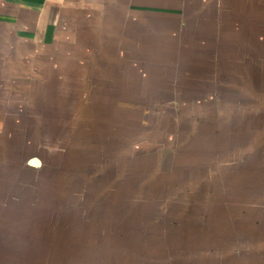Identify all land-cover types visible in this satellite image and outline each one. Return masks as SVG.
<instances>
[{
  "label": "rangeland",
  "instance_id": "1",
  "mask_svg": "<svg viewBox=\"0 0 264 264\" xmlns=\"http://www.w3.org/2000/svg\"><path fill=\"white\" fill-rule=\"evenodd\" d=\"M247 2L65 9L54 41L0 39V264H264Z\"/></svg>",
  "mask_w": 264,
  "mask_h": 264
},
{
  "label": "crops",
  "instance_id": "2",
  "mask_svg": "<svg viewBox=\"0 0 264 264\" xmlns=\"http://www.w3.org/2000/svg\"><path fill=\"white\" fill-rule=\"evenodd\" d=\"M149 7L150 0H0V39L7 36L47 44L57 35L60 17L65 9L74 11L117 7ZM173 7H184L193 0H173ZM249 0H208L212 7L247 6ZM262 1V0H261ZM240 2V4H239ZM160 6H165L161 5Z\"/></svg>",
  "mask_w": 264,
  "mask_h": 264
}]
</instances>
